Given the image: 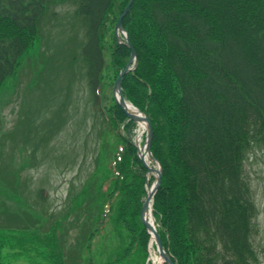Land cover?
I'll list each match as a JSON object with an SVG mask.
<instances>
[{
    "label": "trees",
    "instance_id": "trees-1",
    "mask_svg": "<svg viewBox=\"0 0 264 264\" xmlns=\"http://www.w3.org/2000/svg\"><path fill=\"white\" fill-rule=\"evenodd\" d=\"M68 1L84 27L80 56L90 94L121 142L109 165L113 178L99 186L100 223L124 187L130 198L118 218L129 220L135 248L147 255L151 235L140 216L148 172L128 137L136 123L117 103L111 114L103 104L102 37L114 0ZM52 2L0 0V83L14 75ZM140 5L141 17L123 20L140 62L122 87L154 127L151 149L164 172L153 205L163 245L175 264H253L256 204L244 164L254 144L264 149V0H136ZM112 51L121 72L132 51L117 42ZM2 247L0 237V264Z\"/></svg>",
    "mask_w": 264,
    "mask_h": 264
},
{
    "label": "rangeland",
    "instance_id": "rangeland-1",
    "mask_svg": "<svg viewBox=\"0 0 264 264\" xmlns=\"http://www.w3.org/2000/svg\"><path fill=\"white\" fill-rule=\"evenodd\" d=\"M130 1H113L102 37L108 62L103 75V104L110 114L119 97L115 83L120 75L113 67L116 58L112 50L116 42L123 45L126 37L132 41L127 29L119 31L118 40L116 26ZM135 1L125 16L141 17L144 9L134 7ZM47 9L39 36L31 40L14 75L0 83L2 264H168L152 236L147 255L135 248L129 220L118 218L120 203L130 198L124 187L109 220L100 223L104 197L99 186L106 177L113 178L109 165L121 142L90 94L87 65L80 56L85 32L75 8L68 0H53ZM127 103L145 116L138 106ZM133 123L135 131L128 137L142 154L149 131L141 129L137 121ZM150 161L151 168H162L155 156ZM244 168L256 204L251 235L257 261L253 264H264L261 145L254 144L247 151ZM155 174H149L151 187ZM153 204L154 199L149 204L152 214Z\"/></svg>",
    "mask_w": 264,
    "mask_h": 264
},
{
    "label": "water",
    "instance_id": "water-1",
    "mask_svg": "<svg viewBox=\"0 0 264 264\" xmlns=\"http://www.w3.org/2000/svg\"><path fill=\"white\" fill-rule=\"evenodd\" d=\"M134 0H131L130 3H129V6L126 8V10L123 12V14L120 16L119 18V21L117 23V26H116V36L118 38V34H119V31H124V28L122 26V21L124 19V16L129 12L131 6H132V3H133ZM127 39V46L130 48V50H132V55H131V59H130V62H129V65L128 67L121 71V75L119 76V78L117 79L116 81V85H115V94H117L119 97H117V102L119 104V106L123 107V109L125 110L126 114L128 117H130V119L132 121H141V119H143L144 121L147 122V126H148V131H149V134H148V142L146 143V147H145V150L146 152L149 153V156L151 159L154 160V157L152 155V151H151V144H152V140H153V127H152V124H151V121L149 119L148 116H144L142 115V117H139V116H135V115H131L128 111H127V102L125 100V97L122 93V79L123 77L130 73L133 69L136 68V66L138 65V61H137V53H136V50L133 49L132 45L130 44L129 42V39L128 37H126ZM134 63V64H133ZM133 64V65H132ZM141 159L142 161H144V155L141 154ZM145 162V161H144ZM145 166L147 167V169L150 171V172H154L157 174V180H156V184L149 189V196L146 200V202L144 203V208H143V211H142V214H141V217H142V221H143V224L146 226V228H148V230L152 233L153 235V238L155 239L156 241V245H157V250H159V253L161 255V257L163 258V260H165L166 263L168 264H174L172 260H170L169 256L167 255L166 253V250L164 249L163 247V244H162V240L157 232V229L156 227L154 226V219L153 221H148V218L145 217V212L149 209L150 207V202L153 201L154 197H155V193L158 191L159 187H160V184H161V179H162V172L161 169H155V168H151L149 167L148 164H146L145 162Z\"/></svg>",
    "mask_w": 264,
    "mask_h": 264
},
{
    "label": "bare ground",
    "instance_id": "bare-ground-1",
    "mask_svg": "<svg viewBox=\"0 0 264 264\" xmlns=\"http://www.w3.org/2000/svg\"><path fill=\"white\" fill-rule=\"evenodd\" d=\"M124 28V27H123ZM126 30V28H124ZM121 31V30H120ZM127 111L131 114V115H135V116H139L142 117L141 114L139 113V111L137 109H135L133 106H131L129 103H127ZM139 127L143 130H145L146 128L148 129L147 126V122L144 121L143 119H141V121H139ZM142 154H144L145 157V161L148 163L149 166H152L150 158L147 157V153L145 151H142ZM145 217L148 218V220H151V222L153 221V216L151 213V209L149 208L146 212H145Z\"/></svg>",
    "mask_w": 264,
    "mask_h": 264
}]
</instances>
